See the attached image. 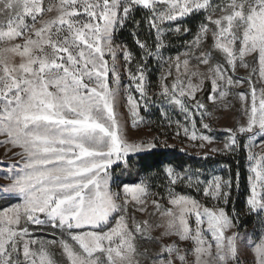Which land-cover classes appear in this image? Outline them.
Masks as SVG:
<instances>
[{
	"label": "snow or ice",
	"instance_id": "1",
	"mask_svg": "<svg viewBox=\"0 0 264 264\" xmlns=\"http://www.w3.org/2000/svg\"><path fill=\"white\" fill-rule=\"evenodd\" d=\"M141 11L150 13L146 19L156 40L153 46L134 41L141 62L135 73H128L139 93L137 99L129 90L126 97L133 117L141 102L145 109L149 104L147 61L153 58L169 66L160 78L159 95L192 123L193 141L211 143V137L197 135L194 119L205 108L196 95L206 82L209 100L215 101L217 93L224 97L226 89L245 82L233 76L238 68H249L251 57L256 65L251 75L264 85V0H59L47 7L43 0H0V145L18 149L13 153L18 159L2 170L8 183H0V203L8 207L0 211V264H60L50 251L53 246L60 249L63 264H241L249 249L252 264H264V151H253L264 149V86L258 97L251 75L247 78L251 103L243 109L245 122L228 130L222 149H212L235 152L244 147L255 161L246 203L258 218L257 240L256 229L232 231L238 226L235 211L230 216L218 206L230 200L231 179L214 175L206 182L193 180L187 169L168 166L164 196L150 191L148 177L140 179L149 167L144 155L173 147L155 137L130 140L116 112L121 91L117 53L125 66L133 53L115 38L130 22L139 27L135 13ZM201 12L206 23L181 54L184 59L164 58L165 33L190 34L191 29L163 25ZM209 33L212 44L201 50ZM173 64L176 75L169 86ZM239 95L247 101L243 92ZM180 127L189 136L188 127L177 121ZM241 135H247L248 143L240 144ZM121 167L117 174L115 168ZM180 184L197 192L203 185V196L217 206L177 191ZM149 197L153 212H148ZM136 213L157 220H138ZM30 227H51L62 238L39 239ZM138 240L158 250L141 251ZM182 242L190 246L181 247Z\"/></svg>",
	"mask_w": 264,
	"mask_h": 264
},
{
	"label": "rangeland",
	"instance_id": "2",
	"mask_svg": "<svg viewBox=\"0 0 264 264\" xmlns=\"http://www.w3.org/2000/svg\"><path fill=\"white\" fill-rule=\"evenodd\" d=\"M214 3H226L227 0H213ZM44 5L47 7L48 5H56L59 3V0H43ZM159 7V6H158ZM150 15V13H149ZM200 16L201 21H199L196 25V28L194 31H191L190 34H184L176 33L174 31L172 32H166L163 37V43L166 45L164 49H162V54L164 58L172 57L173 59L180 55L181 60L184 59V57L181 55L188 49V43H190L195 35L196 32L200 26L201 23H206L204 16L206 13H199L194 14L190 17L192 19L190 22L185 21L187 18H182L178 21H173L171 23H166L163 25L166 29H174L177 24H180V26L187 27L191 29L190 24L193 20H195L196 16ZM216 15H220L219 12L216 13ZM2 19V18H0ZM209 27H214L213 25L209 24ZM155 33V40H156V30L154 29ZM115 42L117 44H124L123 41L120 39H116ZM149 46H153L151 43H148ZM212 44L211 34L209 33L208 38L202 42L201 50H208ZM111 62V61H110ZM141 62V58H136L133 56L132 61L125 66L123 56L120 53H117V64L119 66L120 71V97L117 101L116 105V112L118 115V118L120 119L121 123L125 127V131L127 132L128 138L130 140L134 141H140L142 138L144 140H151L153 137L156 138V142L159 144L167 143L168 145H172L173 147H177L179 150L188 152L193 155L198 156H205V153L207 155H215L224 153L221 151H215L213 152L212 149H222L224 146V143L227 142V139L229 137V129L235 130L238 128L240 123L245 122V117L243 114V109L245 107V104L250 105L251 103V94H250V87L251 85L247 82V78L251 75V69L255 67V63L251 57L247 58V62L249 64V68L247 70L243 68H238L236 73L234 74L233 78L236 77H244L245 82L237 87H234L230 90H227V94L224 97H219L218 93L216 94L217 99L215 101L209 100L207 97L210 94V85L206 82L205 87L202 92L197 93L196 99L199 100L201 103L204 104L205 108L204 110H201L200 112L194 113V119H195V131L197 132V135H207L211 137V143L207 141H201L199 139L197 140H191L190 135L193 130L192 123L189 121H185L184 113L176 106H169L167 102L159 95L161 92L160 87V78L162 75L167 74L169 70L168 64L164 63L163 61H158L157 58H153L152 60H148V86L146 88L148 97L150 98L149 104L147 106V109H145L143 102H141L140 107L137 110V116L133 117L129 106L127 104L126 97L129 93V90H131V94L139 99V93L135 90V84L131 81L129 77V71L135 73L136 72V66L138 63ZM193 64L196 63L195 60L192 61ZM182 70V65H181ZM201 70L203 71V67H201ZM176 75V68L173 64L172 66V76H168L166 83L171 86L173 78ZM251 81L252 85H254L257 88V96L259 97V90L262 86L261 82L259 81L258 77L256 75H251ZM243 92L244 95L248 98L247 101H243L240 99V93ZM207 112L210 115H203V112ZM134 120L137 121L136 124H134ZM177 121L182 125L186 126L189 129V136L184 135L183 127L177 128ZM171 122V124H170ZM170 124V126H169ZM204 124H208L209 127L206 129L203 127ZM177 132H179V135H177ZM239 138H242L244 140V144L248 143L247 135H241ZM260 138H257L254 143L256 145L259 144ZM201 144L204 146L201 147ZM10 149V150H8ZM246 149V148H245ZM18 151L16 148H11L10 145H0V183H8L7 180L2 179L3 177V169H6L8 164L14 163L18 157H14L13 153ZM253 151L260 153L264 151V149H261L259 146L255 147ZM247 154V160H246V168L248 172V194L246 196V201L248 196L250 195V181L249 176L254 175L250 172L251 166L255 163V161H250L248 159V149H246ZM122 171L121 168H115V172L119 174ZM135 174V170L132 169V175ZM125 175H127V172H125ZM220 176L224 180L230 179L231 175L226 170V168L222 165L215 166L211 170V173L209 175L208 180L212 179L213 176ZM145 177H148L146 174H141L140 179H144ZM207 180V181H208ZM148 183L151 185V182L149 181L148 177ZM167 188L168 185H163L162 187ZM159 187V185H158ZM113 190L115 191L116 188L113 186ZM259 190V188H258ZM150 191L153 192L151 189ZM122 194V193H121ZM187 194V193H183ZM192 197H194L191 194H187ZM202 205L208 206V207H214L217 206V202L214 200H211L210 204H205L202 200L194 197ZM152 197H149V207L148 212H153V208L151 207V201ZM119 202V201H118ZM161 203H165L164 200L160 201ZM247 205V203H246ZM219 207H226V205L223 204V202H220ZM5 207H8L7 204L0 203V211H3ZM248 207V206H247ZM226 211V210H225ZM249 212V208H248ZM247 213V212H246ZM136 218L138 220H144L149 219L150 221L157 220V217L152 216L149 217L147 214L141 215L140 213H136ZM114 223V221H113ZM256 229L255 233V239L258 240L260 232V225L258 223V218L256 216V226L253 229L238 231L236 228L232 231H237L240 234L245 233H252L253 230ZM30 231H32L35 236L42 240H53V239H59L61 237V233L59 231H56L52 229L51 227H45L42 229H36L33 227H30ZM230 234V232H229ZM153 235H158V233H153ZM138 248L143 251L144 249H148L149 252H155L158 250L157 245L151 243V242H144V241H137ZM190 246V242H182L181 247ZM50 251H52L55 254V257L57 258L58 262L60 264H63V261L60 257V249L58 247L53 246ZM250 250H248L249 252ZM252 258L253 254H248L246 258H241V264H252ZM143 261V258H140Z\"/></svg>",
	"mask_w": 264,
	"mask_h": 264
},
{
	"label": "trees",
	"instance_id": "3",
	"mask_svg": "<svg viewBox=\"0 0 264 264\" xmlns=\"http://www.w3.org/2000/svg\"><path fill=\"white\" fill-rule=\"evenodd\" d=\"M149 16L147 11L135 13V20L141 21L139 27L134 23H128L126 27L118 31L116 39H120L127 45L136 58H141V50L135 44V38L141 41H147L154 45L155 33L154 29L149 27L146 17ZM201 15L196 16L190 24L191 31H194L196 25L201 21ZM187 18L185 21H191ZM133 32L137 35L133 36ZM152 60V59H150ZM240 144L244 145V140L239 138ZM151 154L143 156V160L148 167L145 173L151 182V190L159 193L160 196L166 195L167 188L162 187L168 185V178L165 169L172 166L176 171L188 170V173L193 176V180L199 179L206 182L209 178L211 170L215 166L222 165L230 173L232 181L231 195L228 204L225 207L226 212L232 216L235 211L238 220V231L253 229L256 226V215L248 212L246 205V196L248 194V172L246 168L247 154L244 147L239 148L235 152H224L215 155L198 156L188 152L179 150L177 147H158L157 149L150 150ZM133 170H135L133 168ZM135 177V174L133 175ZM159 185V187H158ZM201 191L197 192L195 187L189 188L185 184L177 186V191L182 193L191 194L194 197L202 200L205 204H210L211 200L205 198ZM247 212V213H246Z\"/></svg>",
	"mask_w": 264,
	"mask_h": 264
},
{
	"label": "crops",
	"instance_id": "4",
	"mask_svg": "<svg viewBox=\"0 0 264 264\" xmlns=\"http://www.w3.org/2000/svg\"><path fill=\"white\" fill-rule=\"evenodd\" d=\"M249 250H250V251L248 252V254H252V253H251V249H249Z\"/></svg>",
	"mask_w": 264,
	"mask_h": 264
}]
</instances>
